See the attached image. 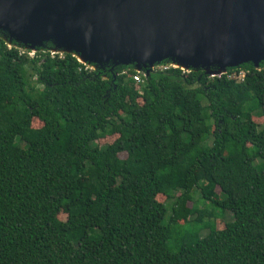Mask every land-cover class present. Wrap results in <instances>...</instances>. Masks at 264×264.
Returning a JSON list of instances; mask_svg holds the SVG:
<instances>
[{
	"label": "trees",
	"instance_id": "trees-1",
	"mask_svg": "<svg viewBox=\"0 0 264 264\" xmlns=\"http://www.w3.org/2000/svg\"><path fill=\"white\" fill-rule=\"evenodd\" d=\"M21 49L0 37V264H264V62L136 83Z\"/></svg>",
	"mask_w": 264,
	"mask_h": 264
},
{
	"label": "water",
	"instance_id": "water-1",
	"mask_svg": "<svg viewBox=\"0 0 264 264\" xmlns=\"http://www.w3.org/2000/svg\"><path fill=\"white\" fill-rule=\"evenodd\" d=\"M0 31L29 51L86 50L79 62L100 69L167 60L215 76L264 62V0H0Z\"/></svg>",
	"mask_w": 264,
	"mask_h": 264
},
{
	"label": "rangeland",
	"instance_id": "rangeland-1",
	"mask_svg": "<svg viewBox=\"0 0 264 264\" xmlns=\"http://www.w3.org/2000/svg\"><path fill=\"white\" fill-rule=\"evenodd\" d=\"M0 37H1V39H3L7 43V45L9 47L16 45V44L14 45V43H10V41L6 38V34L3 31H0ZM23 49H25V48L23 47ZM47 49L51 50L52 52H54L56 54H60V55L63 54L62 49L55 50L56 48L52 47V45H51V47H49ZM30 51H31L30 53L36 52V50H30ZM86 65H88V66H90L96 70L99 69V68H95L93 65H89V64H86ZM169 66L176 67L175 65L172 64V62L165 60L161 63H157V64L153 65V68L159 69V68L169 67ZM104 67H105V65H103V68ZM128 68H132L134 70V66H131ZM237 78L239 80L241 79L238 76H237ZM256 115H259V116H256ZM256 115H255V117H253L254 122H256V124L259 126V128H263L264 127V111H261L260 114H256ZM40 126H41V123L34 120L33 127L39 128ZM115 138H116V136L103 137V138L99 139L98 141H96L95 145H98L99 147H105V146L111 144L115 140ZM22 146H24V145H22ZM121 157H124V155H121ZM215 192L217 195L219 194L218 189H216ZM217 195H216V198H218ZM192 197H193L192 203H188V206L189 207H195L196 209H199V210L213 211L214 216L211 219H206L205 221L206 222L209 221L211 224H213L215 226L216 229H218V230L222 229L226 222L233 220V215L230 212H224V211L222 212L219 209L212 210L209 207V205L201 199V194L198 191L193 193ZM156 199L159 203H166L168 205V208H170L171 200L168 201L164 196H161V195L157 196ZM58 218H59V220L64 221L66 219L65 213L63 211H61L58 215ZM194 218L195 217L191 218V220ZM205 234H207V231L206 230L202 231L201 235L204 236ZM177 246H178V243L176 242V240H171L168 243V247L171 250H174V251L178 250Z\"/></svg>",
	"mask_w": 264,
	"mask_h": 264
},
{
	"label": "built area",
	"instance_id": "built-area-1",
	"mask_svg": "<svg viewBox=\"0 0 264 264\" xmlns=\"http://www.w3.org/2000/svg\"><path fill=\"white\" fill-rule=\"evenodd\" d=\"M45 50H48V49H45ZM49 51V53H50V55L51 56H53V55H55L56 53H54V52H52L51 50H48ZM31 51H29V50H25V49H21V53H26L27 55H28V57H30V58H33L34 57V55H35V52H32V53H30ZM83 65H85V64H83ZM86 66V69H92V70H94L92 67H90V66H88V65H85ZM169 68H175V67H171V66H169V67H163V68H159V70H167V69H169ZM135 71V70H134ZM137 74L136 75H134L133 76V80L136 82V83H142L143 82V78L141 77V74H143L144 73V71H141V72H138V71H135ZM238 77H240L241 79L244 77V73L243 72H241L239 75H238Z\"/></svg>",
	"mask_w": 264,
	"mask_h": 264
},
{
	"label": "bare ground",
	"instance_id": "bare-ground-1",
	"mask_svg": "<svg viewBox=\"0 0 264 264\" xmlns=\"http://www.w3.org/2000/svg\"><path fill=\"white\" fill-rule=\"evenodd\" d=\"M8 35L10 38H13L15 36L12 32H10ZM87 56H90V53L86 50H83L81 54H78V59L79 61H85ZM178 66L184 68L183 64H178Z\"/></svg>",
	"mask_w": 264,
	"mask_h": 264
}]
</instances>
